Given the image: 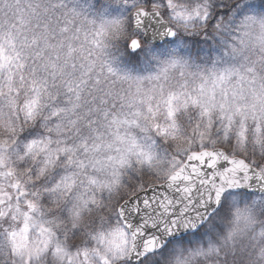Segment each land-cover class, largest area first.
Masks as SVG:
<instances>
[{"label": "snow or ice", "instance_id": "1", "mask_svg": "<svg viewBox=\"0 0 264 264\" xmlns=\"http://www.w3.org/2000/svg\"><path fill=\"white\" fill-rule=\"evenodd\" d=\"M257 186L264 4L0 0V264H264Z\"/></svg>", "mask_w": 264, "mask_h": 264}, {"label": "clouds", "instance_id": "2", "mask_svg": "<svg viewBox=\"0 0 264 264\" xmlns=\"http://www.w3.org/2000/svg\"><path fill=\"white\" fill-rule=\"evenodd\" d=\"M248 3H254L257 5L264 4V0H257V2H254V0H247ZM215 42V41H214ZM218 45L215 42V48L212 50L215 55H218L219 52L217 51ZM248 203H251V200L247 201ZM256 225L255 230L259 231L261 227H264V209H260L259 207L256 210ZM228 227V220L218 216L215 217L213 220L209 221L205 226V232L207 235L205 236V239H209L212 237H218L222 231L226 230Z\"/></svg>", "mask_w": 264, "mask_h": 264}, {"label": "rangeland", "instance_id": "3", "mask_svg": "<svg viewBox=\"0 0 264 264\" xmlns=\"http://www.w3.org/2000/svg\"><path fill=\"white\" fill-rule=\"evenodd\" d=\"M254 2H257V0H254ZM195 39L198 41L199 48H196V47L193 46V51L197 52L200 49H202L203 51H201L199 53L201 56H203L204 53H206L208 51H212L215 48V42L213 40H211V39H209L207 42H205V38L204 37H196ZM212 54L215 55L214 52H212ZM193 58L195 59V56ZM196 62H200V61L197 60ZM259 198L260 197L250 196V198L248 200H252V199H257L258 200Z\"/></svg>", "mask_w": 264, "mask_h": 264}, {"label": "water", "instance_id": "4", "mask_svg": "<svg viewBox=\"0 0 264 264\" xmlns=\"http://www.w3.org/2000/svg\"><path fill=\"white\" fill-rule=\"evenodd\" d=\"M247 191H248L249 194H256V195H262V194H264V193L260 192L258 186L255 187V188H253V189H248Z\"/></svg>", "mask_w": 264, "mask_h": 264}]
</instances>
